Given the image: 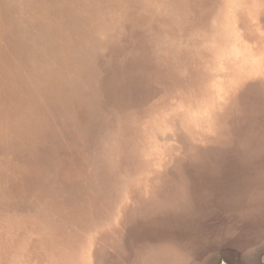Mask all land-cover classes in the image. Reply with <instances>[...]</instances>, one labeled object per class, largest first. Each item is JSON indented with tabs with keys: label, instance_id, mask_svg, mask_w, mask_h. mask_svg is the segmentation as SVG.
Listing matches in <instances>:
<instances>
[{
	"label": "water",
	"instance_id": "obj_1",
	"mask_svg": "<svg viewBox=\"0 0 264 264\" xmlns=\"http://www.w3.org/2000/svg\"><path fill=\"white\" fill-rule=\"evenodd\" d=\"M50 1L65 4L62 0H46ZM90 1L91 5L83 0L77 7L78 12L86 16L82 17L81 31L97 36L108 51L112 48V54L107 57L113 61H116L114 57L124 61L130 51L145 61L137 68L143 80L139 85L144 90L135 94L125 89L132 79V71L124 72L122 67L114 76L115 65L101 64L97 73L89 78L104 83L97 88L98 109L112 106L118 120L122 114L132 118L131 127L137 125L139 131L132 133L134 152L115 162L119 167L113 169L112 179L100 176L106 181L104 184L108 182L110 186L100 190L97 200L85 203L94 205L95 212L97 206L100 208L98 218L90 220L83 204V210L80 208L76 193L81 187L90 185L91 173L97 170L90 158L79 159L80 155L75 153L74 160L59 169L65 171L64 177L59 174L58 178L46 181L50 189L47 193L31 195L29 210L18 208L12 213L8 204L28 190V178L36 172V165L41 166V171L50 164H40L36 157L47 154L53 158L57 150L39 144L36 146L40 147L21 145V153L26 155L16 159L17 153L10 150L2 167L8 162L13 164V159L21 161V169H27L30 176L17 174L15 166L8 168L14 174L2 181L1 189L11 182L13 188L0 199V240L28 244L33 257L18 264H142L146 260L145 253L155 242L147 230L154 231L157 219L166 223L163 227H173L170 223L177 220L180 236L196 231V239L207 242L199 249L193 240L184 241L183 248L177 242L182 251L179 256L182 264H264V155L258 157V163L239 160V166L234 168L233 163L238 158L227 157L231 151H224L218 145L228 136L231 148H241L245 143L244 149L249 151L254 144L264 141V134L250 135L241 123L232 124L235 119L245 115L250 118L248 114L255 113V110L250 112L253 108L250 103L238 99L245 92L249 99L252 96L260 98L257 104L264 118V97L254 89L258 83L254 82L258 77L254 76L256 70L253 69V76L249 78L243 70L236 72L233 57L235 45L240 43V51L244 47L241 38L246 39L245 45L254 49L258 39L264 37V0ZM131 13L134 17H125ZM157 29L160 34L155 50L147 46L153 43L140 33ZM99 58L96 55L94 60ZM216 75H224L220 78L224 82L219 86L220 94L210 85ZM229 77L233 80L227 82ZM259 84L264 85V76ZM239 89L240 96H235ZM47 96L40 101L48 102ZM188 99L194 106L202 104L201 121L196 115L192 118L184 114L188 108L181 103H188ZM235 102L240 106L238 110L233 109ZM97 126H102V133L115 127L107 118L101 119ZM153 132L160 137L159 143L147 138ZM165 145L170 150L169 157L164 163H159L158 158L156 164L152 163L150 156L159 150L157 155ZM220 150L227 157L226 169L221 171L220 165L216 168L219 171L214 170L215 173L209 175L204 165L216 162L214 155ZM174 159L187 164L179 166ZM184 168L206 170L200 174V178L203 176L200 181L210 185L208 194L202 192L204 196H200L196 204L200 209L190 207L177 218L173 217V210L162 217L145 216L150 207L143 201L147 198L156 201L157 195L175 193L179 187L170 181L176 179L174 175L178 169ZM187 175L184 177L188 178ZM15 189L19 191L18 196L13 194ZM208 211H211L210 216ZM12 223L16 232L1 230L2 224L10 228ZM177 239L156 241L159 240L158 247L166 244L171 247ZM0 262L17 264L4 259Z\"/></svg>",
	"mask_w": 264,
	"mask_h": 264
},
{
	"label": "bare ground",
	"instance_id": "obj_2",
	"mask_svg": "<svg viewBox=\"0 0 264 264\" xmlns=\"http://www.w3.org/2000/svg\"><path fill=\"white\" fill-rule=\"evenodd\" d=\"M62 1L65 4H61V2L59 3L56 2L52 3L51 1L46 2V0H44L43 3L41 2V0L40 1L29 0L24 4L19 1L17 4L14 3L13 5L15 6V13L17 14V15L15 14V16L18 17H0V39L2 37V40L5 42L6 44L5 46L9 56L12 54L17 55V57L14 59L10 58L11 61H13L12 63L14 64L16 63L15 67L13 66L12 69H15L13 70L15 72L16 71L22 72L20 76H17L18 81H10L13 84H18L17 89H14L13 87L12 88L6 87L8 86L7 80L2 79V77L0 76L1 88L6 89L8 95L9 96L11 95L12 99L14 100L13 107L6 106L4 104V107L6 108L0 107V109L2 110L3 108L8 110L11 108L13 109L12 112L14 114H16L17 111H19L27 119L31 117V119L35 118L41 121L40 122L41 125L38 126L39 129L42 128V131H44L49 137L53 138L54 141L52 142V145L58 143V146H56L57 152L55 150L57 156L56 157L54 156L52 159H54L57 162V164H60L59 169L63 167L62 165L69 164V162L74 160L75 153L76 155L77 154L80 155L79 159L90 158L91 161H93L96 164V166L100 164L104 165V167H102L104 171L103 174L100 173L99 171L100 168L99 169L97 168L96 174L98 172L99 174L98 176H95L96 174L91 175L92 180H90V185L85 186L84 188L81 187L80 190L76 191L78 195V202H79L78 204L80 208L82 209V204H83V207L88 211V216L90 217L91 220H93L94 213L99 212L100 208L96 207L97 211L95 212L94 205L92 204L86 205L85 203H91L94 200H97V196L100 192L99 189H101L102 186L105 187L110 186L108 182L104 184L106 181L100 176H103L104 178L107 179H112V177L110 176L114 174L113 169L119 167L115 164V162L130 157L131 156L130 154L134 152L133 150L134 145L132 144L134 141L132 140L134 138V135L132 133H135L139 130L137 129L136 124L134 128L131 127L132 118H130L129 116H124L121 114L120 119L118 120V115L115 114L114 112L115 109L112 108V106H108V108H104V110L103 109L100 110L96 107L99 105L98 101H100L99 98L97 97L98 96L97 88L103 87L104 83L102 81H94L93 79H89V78L90 76H93L97 73L98 67L101 64L106 67H110L111 64L115 65L116 68L113 73L114 76L117 75L116 72L120 70V68L122 67L121 70L123 69L124 72L132 71V79L128 81L125 89H128L131 93L135 94L138 90L140 91L144 90V88H141L142 85H139L143 80L142 79L140 80V73L137 71V68H139V66H142L145 61H141L140 58L138 57L139 54L132 51H130L131 53L129 57H127L124 61L121 62L120 60L118 61L116 57H114L116 61H113L111 57H107L110 54H112L113 49L111 48V50L108 51L107 47H105V43L103 41L98 40L97 36L94 35L88 36L87 33L81 31V27H79L78 24L76 23L83 20L82 18L83 16L84 17L86 16L81 15L80 13H75L76 16H73L72 11L71 12L69 11V13H67L66 11L69 7L68 4L70 3V0H62ZM75 1L81 4L83 0H75ZM85 1L89 2L90 5L92 4L90 0H85ZM50 5H52V7H50ZM53 7H59L60 13L66 12L65 14H63L65 16L64 17L54 16L52 14V9H54ZM128 16L134 17L132 16V13L130 15H126L125 17ZM23 17H27V18H23ZM36 17H40L39 20H34ZM63 23L67 24V28L64 32H59L58 27ZM157 31L158 29L152 32H148L144 30L142 33H140V36L149 39L153 43L147 46L152 47L155 50H157L156 45L158 44V38L160 34ZM50 38L54 40V42L58 43V47L52 44L54 42L49 41ZM241 40H242L241 45H244V47L241 49L242 51H240V47L238 46L240 45V43L238 45H235V47L233 48V49L235 48L238 49V52L234 50L236 52V55L233 56L236 64L235 70L236 72L242 73V71H238L240 70V67H242V65L247 66L246 70L243 71L245 74L244 73L243 74L246 75L248 78L253 76V69L256 70L254 76H258V77L254 79V82H258V83L256 85L257 87H254V89H257L259 91L261 97L262 95L264 97V85L259 84L261 78L264 76V38L260 37L258 39L257 45H255L254 49L252 48V46H248V44L245 45V43L247 42L246 39L241 38ZM18 41H20L25 46L28 45V48H24V47L22 48V45L18 44ZM72 42L74 45L71 46L66 45V43L68 44ZM132 48L133 46L131 47V49ZM0 49H1V43H0ZM21 50L24 51L22 55H21ZM255 50L256 52H254ZM2 51L4 50L3 49L0 50V52ZM239 52L241 53V56L237 55ZM175 54L176 53H174V55ZM96 55L100 56L99 60H94V57ZM103 57L106 59H103ZM0 68L1 70L3 69L2 66ZM8 71L9 72L7 74L9 73L13 74V72L10 71L9 68ZM262 71L263 73H261ZM218 78L219 76L217 75L213 77L210 85H214L215 90L217 91L218 94H220L219 86H223L224 82L221 83L222 85L219 84ZM68 80L71 83L70 84L71 90L69 91L70 96L67 95L68 92V90L66 89L67 85L64 82ZM232 80L233 78L229 77L227 82ZM27 83H29L28 86H26ZM129 84L132 86H130ZM230 86L233 87L232 84H230ZM59 89H61L65 93V96L62 95L60 97ZM239 91L240 89L236 92L235 96H240ZM44 95H48L47 96L48 102L40 101L44 98ZM245 95L246 92L242 95L243 97L241 96L238 99L240 101L244 100L250 103L251 106L253 107L250 112L255 110V113L248 114L250 118H248L245 115L241 119H236L235 121H233L234 123L232 124L236 126L238 123H241L243 125L242 128H245V131L247 133H250L251 130L259 126L260 130H262V133L264 134V118L262 113H259L261 112L259 109L260 106L257 104L260 98L256 96L255 97L252 96L249 99L248 95L247 96ZM181 105L185 108L186 107L188 108L184 110V114H187V116L189 117L196 115V118L199 121L202 120V118L200 117L201 111L204 113L202 104H198V106H194L189 101L188 103H181ZM234 105L235 107L233 109L238 110L240 106H238L236 102L234 103ZM241 112L243 111L241 110L240 114ZM100 114L103 115L104 118H102ZM207 115L208 114L204 115L205 119H207L208 117ZM105 118L110 120L112 122V125L115 126L110 131H108L109 129L108 130L106 129L105 131H107L108 133H106L105 131H103L104 133H102L101 131L102 126L101 127L97 126L100 123L101 119H105ZM245 120L248 121H246V123L244 124ZM57 126L59 127L57 128ZM1 127L2 130L0 129V134L1 132H3L5 133V135H8L6 140L10 142V146H8L5 150H2L1 152L2 153L1 155H4V159L7 160V152L14 149V146L16 149V146L18 147V143L25 142L26 145H28L26 141L28 138L24 137L22 139H19L18 137H21V135L19 134L16 135L13 133L12 135H9L10 133L9 130H5L4 127L1 126L0 124V128ZM18 127L19 126H17L16 128ZM19 129H21L27 135H32L34 133V130L28 132L27 128L25 127H20ZM38 132L39 130H37V133ZM86 134H88V136H90L91 139H94L93 145L86 144L83 149L76 150L79 144L82 145L83 138L84 136H86ZM66 137H68L69 139L66 140L67 139ZM44 138H45L44 142H46V144L50 142V140L47 139L46 136H44ZM147 138H149L150 140H154L155 143H159L160 141L159 140L160 137L157 135V133L154 132L148 134ZM225 138L228 139L226 141H223L224 142L223 144L222 142L221 143L218 142V145H220L223 148L230 145L229 137L225 136ZM263 145H264V141L260 145L261 149L264 148ZM61 147L63 149H61ZM157 151L150 156V158H152V163L154 164L157 163L156 158H158L159 163L161 162L164 163L165 160L167 159V156L169 157V153H170L169 148L165 145L164 149L156 155ZM246 151L247 150H245L243 147H241V149L238 150V152L242 153V155H249L250 151H248V154H245ZM219 153H222V151L220 150ZM25 155H26L25 153L23 154L17 153L14 159H16L18 156L23 158L25 157ZM263 155H264V149L261 150V152L258 154V157ZM109 157H111L110 160L112 159L113 162H112V166L109 165V167H107L105 164ZM215 157L218 156L215 155ZM14 159H13V163L15 162ZM254 159H256V157ZM176 160L178 159H174V161L179 166L187 164L182 160L179 161ZM14 164L16 166H20V164H23V162L17 161ZM6 165H10V162H8V164ZM7 167L8 166H5V168ZM204 168L208 169L209 166L207 165V167L205 166ZM9 169L11 168L9 167ZM9 169L7 168L4 171L6 175L10 174ZM56 170H57V175L60 174L61 178L65 176L64 175L65 171L59 170L58 172V168H56ZM179 170L182 171V169H178L177 172ZM200 171L203 170L201 168H198L197 171L194 169L193 171L194 173L191 172V176H188V178L184 177L186 173L183 176H178L181 174L175 172L176 174L174 175V177L178 181L176 182L175 180H172L170 182L172 183L174 182L173 184L179 187L176 192L178 193L179 198L181 199L179 200L178 197L173 196L170 192L157 195L158 199L156 201L150 198L152 202L156 203L155 206L153 205L151 206L154 207L155 212L161 214V212H163L165 208H168L172 204V205H176V210H177L176 216L179 217L181 216L179 213L183 212L181 210L183 209L184 203L185 204L188 203L190 205L193 197L195 198L194 200H196L197 198H200V196H204L202 192L205 195H207L208 194L207 189L209 188V186L207 185L201 186L200 180L202 177L201 178L198 177V175L200 176ZM92 173L95 172L93 171ZM194 174L195 177H193ZM179 177L182 178L179 179ZM0 179H3V175L1 171H0ZM179 180L182 181L179 182ZM101 181L104 182L102 183ZM113 183L115 185L116 182L114 181ZM80 191H82L81 195L78 194ZM183 198L185 199V201L182 202V200H184ZM147 200L148 198L145 199L143 203L146 204ZM190 207L191 206H188V208ZM8 209H11L12 213L16 212V210L12 207H9ZM149 214L151 213L150 212L144 213L145 216L146 215L148 216ZM201 214H203V211H201ZM210 214L211 211H208L207 215L210 216ZM212 214L213 217H215L214 211H212ZM2 225L3 226L1 230L12 229L14 232H16V228L13 225V223L11 224L10 228L6 224H2ZM154 225L155 226L157 225V227L154 229V231L148 230L149 233L156 232V230L159 227L161 228L159 219H157ZM175 226L177 228V222ZM191 232L192 233L182 234L181 237L185 236L186 240H193L195 241V243L197 242L198 249L200 247L206 246L207 242H202V241L199 242L196 239L197 237L195 236L196 231H191ZM149 233L147 235H150ZM9 237L11 239V235H9ZM181 237L178 233V235H176L174 239L178 238L176 242L179 243L181 241ZM180 245L184 247L183 242H180ZM222 246H227V245L223 244ZM172 249L174 251L175 248ZM32 257L33 254L28 244L23 242L19 244L18 242L0 240L1 260L3 259L9 260L11 263L15 262L18 264L17 261H19V263H22V261L24 262V260L26 261V259L30 261ZM167 257L170 259L167 261L165 260L166 262L164 261V264H177L170 262L174 258V255H170ZM147 262H148L147 264H154L153 262L149 261V259H147ZM0 264H7V262H0ZM142 264H144V262H142Z\"/></svg>",
	"mask_w": 264,
	"mask_h": 264
},
{
	"label": "rangeland",
	"instance_id": "obj_3",
	"mask_svg": "<svg viewBox=\"0 0 264 264\" xmlns=\"http://www.w3.org/2000/svg\"><path fill=\"white\" fill-rule=\"evenodd\" d=\"M22 2L23 4L24 3H26V2H28L29 0H0V17H18V16H15V6H13L14 5V3H18V2ZM79 3H77V1H75V0H70V3L68 4V9H67V13H69V11L71 12H73L72 14H73V16H76L75 15V13H79L78 11H79V9H77V7H79ZM50 7H52V5H50ZM54 9H52V14L54 15V16H62V17H64L65 15H63V14H65V13H60V8L58 7H53ZM62 14V15H61ZM17 15V14H16ZM82 15V14H81ZM66 16H68V15H66ZM133 16V15H132ZM68 17H70V16H68ZM84 17V16H83ZM128 17H130V16H128ZM78 22V21H77ZM76 24H78V26L79 27H81L82 28V25H83V20H81L80 22H78V23H76ZM66 28H67V24H61L59 27H58V31L59 32H64L65 30H66ZM27 37H30V36H27ZM264 38V37H263ZM49 41L50 42H54V40H52L51 38L49 39ZM0 43H1V49L0 50H4V51H2V52H0V67L2 66L3 67V69L1 70V68H0V76L2 77V79H6L7 80V84H8V86H6V87H9V88H14V89H17V87H18V84H13V83H11L10 81H18V78H17V76H20L21 75V71H13V70H15V69H12L13 68V66L15 67V65H16V63L14 64V63H12L13 61H11V59L10 58H12V59H14V58H16L17 57V55L16 54H12V55H10L9 56V54H8V52H7V49H6V44H5V42L2 40V37H1V39H0ZM24 43V42H23ZM18 44H20V45H22V48L24 47V48H28V45L27 46H25L24 44H22L20 41H18ZM54 46H57L58 47V43L57 42H54V43H52ZM66 45H74L73 44V42L72 43H66ZM236 52H238V49L237 48H235L234 49ZM23 52L24 51H22L21 50V55L23 54ZM20 55V56H21ZM5 57V58H4ZM6 58H8V59H6ZM246 67L247 66H243L242 65V67H240V70H238V71H244V70H246ZM8 68L10 69V71H12L13 72V74H11V73H9V74H7L9 71H8ZM0 77V78H1ZM222 76L221 75H219V78H218V80H219V84H221L222 83V80L220 79ZM43 79V78H42ZM65 82V84L67 85V90H68V92H67V95L68 96H70V90H71V87H70V82H69V80L68 81H64ZM30 83V82H29ZM29 83H27V85L26 86H28L29 85ZM222 85V84H221ZM59 94H60V97L62 96V95H64L65 96V93L61 90V89H59ZM0 97L2 98V100H1V98H0V107H4V104L6 105V106H14V100L12 99V97H11V95L9 96L8 95V93H7V90L6 89H4V88H1V84H0ZM63 99V98H62ZM4 108H6V107H4ZM12 110L13 109H3L2 108V110L0 109V124H1V126H3L4 127V129L5 130H9V132H10V134L12 135V133L13 134H19V135H21V137H18L19 139H22V138H24V137H26V138H28L26 141H27V146H29V147H40V146H47V147H52L53 149H54V147L56 148V146H58V143L57 144H54V145H52V142L54 141L53 140V138L52 137H49L44 131H42V128L41 129H39V127L38 126H40L41 125V121L40 120H38V119H35V118H33V119H31V117H29L28 119L26 118V117H24V115L21 113V112H19V111H17V113L16 114H14L13 112H12ZM236 120V119H235ZM234 120V121H235ZM246 121H248V120H245V122H244V124L246 123ZM58 122V121H57ZM232 123H234V122H232ZM53 124V123H52ZM17 126H19L18 128H16ZM8 129H7V128ZM20 127H25V128H27V131L29 132V131H31V130H34V133L32 134V135H27L26 133H24L21 129H19ZM59 126H57V128H58ZM1 130H2V127L0 128ZM15 129H17V130H15ZM47 129V128H46ZM37 130H39V132L37 133ZM72 132V131H71ZM254 133H259L260 135H262L263 136V133H262V130H260V128H259V126L257 127V128H254L253 130H251V132L250 133H248V134H254ZM9 134V135H10ZM68 134V133H67ZM69 135V134H68ZM90 135V134H89ZM7 136L8 135H5V133H3V132H1V134H0V155L2 154L1 152H2V150H5L8 146H10V142L9 141H7L6 140V138H7ZM44 136H46L47 137V139H49L50 140V144L49 143H47L46 144V142H44L45 141V138H44ZM67 139L66 140H68L69 138L68 137H66ZM32 139V140H31ZM90 140H92L91 139V137L90 136H88V134H86V136H84V138H83V141H82V145L81 144H79L78 146H77V148H76V150H81V149H83L84 147H85V145L86 144H92L93 145V141H90ZM67 142V141H66ZM262 143H263V141H262ZM261 143V144H262ZM37 144H39L38 146H36ZM260 144V145H261ZM13 145H15V144H13ZM13 145H12V147H13ZM23 145H26L25 144V142L24 143H18V147L16 146V149H15V146H14V149H13V151H16L15 153H19V154H23V153H21V149L23 148L22 146ZM260 145L259 144H254V146H252V148H249V155H242V153H240V152H238V150L239 149H241V148H231V146L229 145V146H226L223 150L225 151V149H227L228 151H231V152H229V153H227L226 154V156L227 157H229V156H233L234 155V157L235 158H238L237 160H235V162L233 163V166H234V168H236V167H238L239 166V160H241V162H243V163H251V160L253 161V162H255L256 161V163H258V162H260V160H258V154L261 152V150H263V149H261L260 148ZM244 146H245V143H244V145L243 144H241L240 145V147H243L244 148ZM11 147V148H12ZM61 149H63L62 147H61ZM222 151V150H221ZM245 154H248V149H247V151L245 152ZM216 155V154H215ZM214 155V156H215ZM46 156H48L47 154H43L42 156L41 155H38L36 158H38L37 160H38V162L41 164V163H43V164H45V163H50L48 166H44V168H43V170H41V171H39L40 170V168H41V166H39V165H36V167H35V169H36V172L34 173V174H32L31 176H30V173L27 175V172H28V170L27 169H21L22 168V165L23 164H20V166H16L14 163L13 164H11V165H5V166H8L7 168H12V167H17L18 168V172H17V174L18 173H20V175H22L23 177H29L28 178V181L30 182V187H28V190H26L25 192H24V194L19 198V199H16V200H13V198H12V202H10L9 204H8V208L9 207H12V208H14L15 210H18V208H24V209H27V210H29V208H28V198L31 196V195H40V194H44V193H47L48 192V190H50L49 189V186L47 185V183H46V181H49V180H52L54 177H56L57 178V170H56V168H58V171H59V166H60V164H57V162L54 160V159H52V158H50L49 156V158H47ZM115 156V155H114ZM213 156V157H214ZM217 156L218 157H215V159H214V161H216V162H213V163H206V165H204V167L206 166L207 167V165L209 166V168L208 169H206L205 171L206 172H209L210 174L209 175H211V174H214L215 173V171L214 170H216V171H219V170H217L216 168L217 167H219L220 165H221V171L223 170H225L226 169V165H225V160L227 159V157L226 156H223V153H217ZM212 157V158H213ZM256 157V159H254ZM110 158L111 157H109L108 158V160H107V162H106V166L107 167H109V165L110 166H112V159L110 160ZM3 160H5L4 159V155H1V157H0V165H3V163L5 162V161H3ZM206 161V160H205ZM204 161V162H205ZM212 161V160H211ZM227 161V160H226ZM177 164V163H176ZM5 166L4 167H2V166H0V171H1V173H2V175H3V179H0V189L3 187V184H4V182H2V181H5V179H7L9 176H13V174L14 173H12V172H9L10 174L9 175H6L5 173H4V171L7 169V168H5ZM102 167H104V165H102V164H100V165H97V168L99 169V171H100V173H102L103 174V169H102ZM228 169H231V166L228 168ZM180 171V170H179ZM177 172L176 171V173H180L181 175H178V176H183L185 173H186V175L187 174H189V176H191V172H193V169L192 168H184V169H182V171L184 172H182V171H180V172ZM197 171V170H196ZM205 171H200V174L201 173H204ZM210 171H212V172H210ZM220 171V172H221ZM194 173V172H193ZM199 173V172H198ZM94 174H96V172L95 173H91V175H94ZM98 174H99V172L95 175V176H98ZM197 175V174H196ZM188 176V175H187ZM193 177H195V174H194V176ZM198 177H199V175H198ZM182 177H179V179H181ZM202 178H203V176H202ZM201 178V179H202ZM175 181L177 182L178 180L177 179H175ZM182 180H179V182H181ZM183 181H185V180H183ZM199 182V181H198ZM174 183V182H173ZM11 184H12V182H11ZM11 184L8 186V187H6V188H4V189H1L0 190V199H2L3 197L2 196H7L6 195V193H7V191L9 190V189H12L13 187H11ZM116 184V183H115ZM201 186L202 185H210V183H207L206 184V182H204V181H201ZM103 187L104 186H102L101 187V189H99V191L100 190H104L103 189ZM33 192V194H32V192ZM205 192V191H204ZM19 193V191H17L16 189H15V191H13V194L15 195V196H18L17 194ZM81 193H82V191H80L78 194H80L81 195ZM173 196H175V197H178L179 198V195H178V193L177 192H175V193H171ZM34 196V197H35ZM40 197H42V196H40ZM181 198H179V200H180ZM184 199V198H183ZM195 198L193 197V199H192V202H191V204L189 205L188 203H184V206H183V209L181 210V211H187V209H188V206H191V207H196V204H197V202L200 200V198H197L196 200H194ZM183 201H185V199L184 200H182V202ZM207 202V204L209 203V201H206ZM43 204V202L41 203V205ZM154 204V202H152V200L151 199H149V200H147V203L145 204L146 206H148V207H150V209H147L146 210V212H150L151 214H149L147 217H150V218H154V217H157V216H160L161 214L162 215H165L167 212H170L171 210H173L175 213H174V216L173 217H175L176 216V213H177V210H176V205H172L171 204V206H169L168 208H165L164 210H163V212H161V214H158V213H156L155 212V209H154V207H151L152 205ZM183 204V203H182ZM17 206V207H16ZM98 207V206H97ZM99 208V207H98ZM196 208H198V209H200L199 207H196ZM82 209H83V207H82ZM202 210H203V206H202ZM98 213V212H97ZM97 213H94V218H93V220L94 219H96V218H98V215H97ZM160 213V212H159ZM154 214V215H153ZM180 215H183V214H181V213H179ZM162 215L160 216V217H162ZM177 217V216H176ZM175 217V218H176ZM90 218V217H89ZM91 220V219H90ZM97 220H99V219H97ZM96 220V221H97ZM159 222H160V219H159ZM176 222H177V220H173L170 224H173V227H163L164 225H166V223H164L163 221H161L160 222V225H161V228L159 229H157L156 230V232H153V233H150L152 236H153V239H155V242H154V244L149 248V250H148V252H146L145 254L147 255L146 256V260H144V261H142V262H144V264H147L148 262H147V259H149V261H151V262H153L154 264L156 263V264H160V263H163L164 264V261L166 260H169L170 258H168L167 256H170V255H174V258L170 261L171 263H177V264H182V262H181V260H180V258H179V256H180V254H182V253H180V252H182V251H180L179 250V248H178V244H177V242L175 243V245H172L171 247H169L167 244L166 245H164V246H161V247H158V244H159V240L160 239H174V237L176 236V235H178V228H176V226H175V224H176ZM3 226V225H2ZM177 226H179V225H177ZM168 228V229H167ZM160 230V231H159ZM162 230H163V233H162ZM170 230V231H169ZM148 231V230H147ZM149 232V231H148ZM157 232H159V233H157ZM173 234H175V235H173ZM181 237V236H180ZM185 238V239H184ZM156 239H159L158 241H156ZM184 241H187L186 240V237L185 236H183V237H181V241L180 242H184ZM148 244H149V242L146 244V246L145 247H147L148 246ZM223 245V244H222ZM181 246V248H183V246L182 245H180ZM172 248H175L174 249V251H173V249ZM174 253V254H173ZM165 261V262H166ZM18 263H19V261H17ZM168 263V262H167Z\"/></svg>",
	"mask_w": 264,
	"mask_h": 264
}]
</instances>
